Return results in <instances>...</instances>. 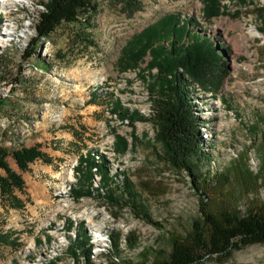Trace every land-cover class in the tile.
I'll list each match as a JSON object with an SVG mask.
<instances>
[{
    "label": "rangeland",
    "instance_id": "1",
    "mask_svg": "<svg viewBox=\"0 0 264 264\" xmlns=\"http://www.w3.org/2000/svg\"><path fill=\"white\" fill-rule=\"evenodd\" d=\"M93 1L94 10L58 23L24 58L39 0H0V147L23 179L22 191L15 190L21 206L0 195V264H103L116 233L122 257L154 259L197 217L193 185L203 174L212 179L201 197L215 213L243 214L264 201V0H220V11L208 18L201 0ZM166 12L189 15L194 28L222 43L224 74L206 68L201 80L189 77L206 151L192 157L197 176L163 159L150 118L156 69L148 67L147 53L133 61L122 50ZM117 106L132 120L117 115ZM116 135L126 141L123 150ZM36 143L51 161L36 158L20 170L9 152ZM83 158L104 164L113 194ZM88 173L90 194L75 196L72 187ZM81 228L90 243L86 258L67 247ZM125 234L135 236L134 247L125 246ZM203 264H264V242Z\"/></svg>",
    "mask_w": 264,
    "mask_h": 264
},
{
    "label": "trees",
    "instance_id": "2",
    "mask_svg": "<svg viewBox=\"0 0 264 264\" xmlns=\"http://www.w3.org/2000/svg\"><path fill=\"white\" fill-rule=\"evenodd\" d=\"M202 14L205 18L216 15L222 4L220 0H201ZM41 8L37 10L36 21L32 36L27 44L23 57L30 56L47 37L55 26L61 21H76L79 11L94 10L97 6L93 0H39ZM193 20L189 15H179L174 12H166L156 18L152 23L144 26L123 46L128 57L136 61L147 53L148 67H155V82L158 83L152 123L155 126V138L161 143L163 159L178 170L188 171L191 175L199 173L190 172L194 167L192 157L203 155L202 140L199 127L201 119L193 107L192 97L188 91L191 79L201 80L206 68H213L223 75L226 69L222 43L213 39L210 35L198 31L192 26ZM83 21H86L83 19ZM202 30V29H201ZM164 40V41H163ZM123 55V54H122ZM119 55V61L123 56ZM1 77V76H0ZM190 77V78H189ZM4 103V97L0 95V106ZM119 106V105H118ZM115 107L113 111L120 117L130 120L131 112L126 107ZM144 119V118H143ZM116 146L123 150L126 146L125 139L116 135ZM7 151L0 147V195L5 197L10 206H21L22 202L15 190L22 191L23 179L20 173L9 167L5 161ZM9 154L20 170L28 169V162L39 158L49 163L51 158L39 148V144L19 146L12 149ZM86 154V153H85ZM88 166L95 164L99 171V179L106 183L104 187L107 193H114L116 188L108 181L112 180L107 174L103 163H93L83 158ZM84 182L78 178V183L72 187L71 192L75 196L90 194V174L83 176ZM123 177V179H122ZM122 184L127 186V177L122 176ZM116 177H114L115 179ZM212 175L203 174L193 187L198 191V215L191 222L190 229L184 235H171L169 249L164 254L147 260L133 261L120 255L118 246L119 235L109 237L106 250L108 257L103 264H203L206 257L223 259L233 249H238L246 244L264 242V201L259 206H252L245 213H229L221 210L218 213L208 209L204 198L201 197L205 183H209ZM213 181H218V176L213 175ZM108 183V184H107ZM193 183V182H192ZM113 186V187H112ZM117 186V185H116ZM144 218L151 220L146 213ZM81 234H74L68 239L67 247L71 255L81 253L86 258L90 251V243L87 234L81 228ZM125 246H135V236H123ZM3 240H7L4 237Z\"/></svg>",
    "mask_w": 264,
    "mask_h": 264
},
{
    "label": "bare ground",
    "instance_id": "3",
    "mask_svg": "<svg viewBox=\"0 0 264 264\" xmlns=\"http://www.w3.org/2000/svg\"><path fill=\"white\" fill-rule=\"evenodd\" d=\"M9 29L7 28V31H8ZM6 34V33H5Z\"/></svg>",
    "mask_w": 264,
    "mask_h": 264
}]
</instances>
